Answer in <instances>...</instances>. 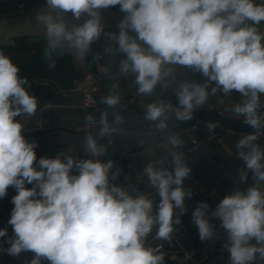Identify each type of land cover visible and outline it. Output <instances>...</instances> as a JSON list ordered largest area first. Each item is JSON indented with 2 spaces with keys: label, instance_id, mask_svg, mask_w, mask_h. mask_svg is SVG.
Instances as JSON below:
<instances>
[{
  "label": "clouds",
  "instance_id": "obj_1",
  "mask_svg": "<svg viewBox=\"0 0 264 264\" xmlns=\"http://www.w3.org/2000/svg\"><path fill=\"white\" fill-rule=\"evenodd\" d=\"M117 5L124 14L118 31H105L101 10ZM68 13L76 20L88 18L69 24ZM35 22L43 29L48 59L74 52L83 60L103 36L112 42L103 54L123 55L119 73L132 75L139 95L151 96L158 86L164 90L175 86L178 106L168 100L146 106L144 118L159 130L168 128L169 112L176 121H189L210 96L241 94L231 111L254 131L236 143L243 161L238 177L243 185L251 174L252 183L226 195L214 211L207 202H198L191 219L202 242L217 238L211 220L220 221L230 264H264V146L257 142L264 131V32L259 30L264 3L45 0ZM177 68L200 73L204 82L177 79ZM19 73L12 58L0 50V198L6 197L9 187L17 192L8 220L14 235L5 240L10 246H0V251L12 257L32 252L25 264H165L159 249L146 241L154 229L155 239L171 241L187 212L185 200L193 190L183 187L191 168L182 154L169 149L170 167L148 163L143 170L160 198L158 204L151 193L115 183L121 170L112 159H100L107 154V144L98 143V138L107 137L111 144L114 137L127 134L124 117L118 113L110 121L108 111H102L98 122L87 115V121L99 125L94 135L84 138L92 158L77 160L60 152L54 158L37 159L38 143L25 138L17 117H35L38 98L29 94L24 87L27 78ZM102 103L114 109L120 95L109 94ZM167 139L172 148L183 144L178 134ZM3 237L6 228L0 229Z\"/></svg>",
  "mask_w": 264,
  "mask_h": 264
},
{
  "label": "water",
  "instance_id": "obj_2",
  "mask_svg": "<svg viewBox=\"0 0 264 264\" xmlns=\"http://www.w3.org/2000/svg\"><path fill=\"white\" fill-rule=\"evenodd\" d=\"M261 3H264V0H261ZM11 5L12 3L0 4V9L9 10ZM43 6L44 4L24 12L0 15V50L10 56L17 66L29 64L37 51L46 47L43 29L35 22V13L40 11ZM101 13L105 31H118V24L124 15L120 11L119 5L101 10ZM87 18V15H84L76 20L71 13H68L65 17L69 24H82ZM111 43L102 36L99 41L92 45V49H101ZM71 53L74 54V52ZM74 56L82 72L79 81L75 84H69V87L66 88L53 79L34 77L28 78V83L24 86L30 95L38 98L37 115L30 118L17 117V120L23 125L25 138L29 141L35 140L38 143L36 148L37 159L40 157L54 158L60 152L68 155L70 146H73L76 151H83L84 145L77 146L80 141L84 143V138L88 133L76 132L73 128L74 125L82 122L89 114L93 115L98 121L100 113L106 110L109 113L110 121L114 113L124 117L123 127L127 130L126 135L114 137L111 144H108L107 137L98 138V143L107 144V156L109 158L120 159L117 166L121 170V174L117 178V184L128 185L132 189L151 193L156 204L159 203L160 198L155 189L148 184L147 176L143 170L148 163L153 162L154 157L159 159V162L155 165L163 162L165 166L170 167L172 164L168 163V157L171 156L169 152L171 148L166 147L165 153L162 154L158 142L164 137L178 134L183 140L182 146H185L191 140V135L186 130L192 122H198L202 134L206 135L211 130L215 137L211 144L188 152L184 157V161L191 168V173L184 180L183 187L189 188L188 183L190 181H200L207 190L215 189L224 198L236 188L239 187L244 190L252 183L250 174L246 184H239L238 169L243 167V161L237 156V149H232L231 143L232 139L251 133L254 129L243 121L223 116L220 112V106L222 105L239 103L242 99L241 94L233 91L229 97H224L220 92L215 96H210L209 100L194 113L193 118L189 121H176L174 113L169 112L168 128L159 130L155 127V122L147 121L144 118L146 106L157 100H168L174 106H178L175 97V86L167 90L158 86L153 95L141 96L137 92L131 74L123 76L118 73L107 76L101 70H93L87 63V58L80 60L75 54ZM19 75L21 76V73ZM95 76L104 78L102 82L104 93L102 92L103 95L100 96L97 105L85 110L82 108V93L80 91H70L69 97L74 92H80L82 95L78 107H71L72 103H68V99L61 94L62 90H71L79 86L83 79L90 80ZM176 77L177 79H186L198 83H203L205 79L200 73L180 68H177ZM113 89H116V91H113ZM109 94H119L120 101L134 94L136 102L125 108L119 107V104L114 109L108 108L102 103V98ZM261 101L264 102V94H261ZM79 107L85 113V116L76 115ZM32 124H38L40 126L39 130L26 132L25 128ZM98 129L99 125L92 134L94 135ZM228 131L232 132L231 137H227L229 136ZM257 142L264 146V139ZM144 145L151 147V151H145ZM169 170L171 171V168ZM26 187L31 188L32 185H26ZM16 194V190L9 187L6 197L0 198V229H7V237L0 238V246H3V248L10 246L5 243V240L14 235L13 228L8 224V220L14 207L11 200ZM198 202H201V200L195 193L190 199L185 200L187 212L181 215V225L176 226L178 230L174 233L171 241L155 239V229L148 237L146 245L159 249L161 253H164L165 264H183L184 262L188 264H230L228 260L229 253L223 248L227 237L224 230L220 228V221L211 220L216 227L217 238L213 241H200L197 227L191 219L192 212L198 206ZM207 203L212 205L211 201ZM252 243H255V241L253 240ZM33 255L32 252H22L18 257H12L6 252L0 251V264H25L26 261L32 259ZM43 264H49V262L44 261Z\"/></svg>",
  "mask_w": 264,
  "mask_h": 264
},
{
  "label": "built area",
  "instance_id": "obj_3",
  "mask_svg": "<svg viewBox=\"0 0 264 264\" xmlns=\"http://www.w3.org/2000/svg\"><path fill=\"white\" fill-rule=\"evenodd\" d=\"M15 1V2H14ZM17 0H0V4L5 3H12L11 8L9 10H1L0 9V15L7 14V13H19L24 12L30 9H34L36 7H39L45 3V0H20L19 2H16ZM14 2V3H13ZM258 4L261 3V0L256 1ZM259 30L261 32H264V22H261L259 25ZM102 76H95V78H92L90 80H82V83L72 88L71 90H68L66 92V95L70 93V91H80L83 95V105L82 107L86 110L87 108L94 107L97 105V102L102 95V82H103ZM136 102V96L130 95L124 99H122L119 103V107L125 108L133 103ZM220 112L223 116L229 117L234 120L243 121V117L235 115V113L228 109L220 108ZM262 112H264V109H262ZM97 121V119H96ZM98 122V121H97ZM98 123H93L87 121L85 118L82 122H79L74 125V130L79 133H88L92 134L97 129ZM40 126L38 124H32L25 128L26 132H32L39 130ZM191 135V140L188 141L185 146H181L179 148H172V146L169 144L167 137L162 138L159 142V146H166L171 148L172 150L181 153L183 158L187 155L188 152L194 151L200 147H203L205 145L211 144L212 140L215 137V134L209 130L206 135L202 134L200 132V127L198 122H192L189 126V128L186 130ZM264 139V131H262L259 134V140ZM145 151H151V147L146 146L144 148ZM68 155L72 156L74 159L82 160V159H89L92 158L88 152H81L76 151L74 153H69ZM100 159L107 161L108 159H112L116 165L119 163V158H109L107 154ZM152 164H157V162H151ZM168 163L172 164V157L170 156L168 158ZM117 183V180L115 181ZM188 187L193 190V193H195L198 198L203 202H209L211 201L215 205L218 204V202L223 199L219 194L214 195L211 193L213 190H207L205 187H203L200 183L193 180L188 183ZM211 212V211H210ZM164 256V253H162ZM183 264H188L184 262Z\"/></svg>",
  "mask_w": 264,
  "mask_h": 264
},
{
  "label": "crops",
  "instance_id": "obj_4",
  "mask_svg": "<svg viewBox=\"0 0 264 264\" xmlns=\"http://www.w3.org/2000/svg\"><path fill=\"white\" fill-rule=\"evenodd\" d=\"M44 49L40 48V50L37 51L34 58L32 59L29 64L19 65L21 77H26L27 79H31L34 77H43V78H50L55 81H58L60 84L65 86L66 88L69 87V84L73 85L78 79L81 77L82 72L79 69V65L77 63V60L73 53L66 52L63 56H56L53 55L51 59H48L44 56ZM98 58H93L94 56H97ZM87 63L91 66L93 70H101L102 73L105 75H115L119 73L118 65L119 61L123 59V55L117 53L115 56H107L103 54V48L101 49H92V51L88 54L86 57ZM107 69V71H105ZM68 84V85H67ZM103 85H102V92H103ZM104 93V92H103ZM62 94V92H61ZM103 95V94H102ZM134 95V94H133ZM81 93L80 92H74L71 97L67 96L68 103H72L73 108L78 107L77 105L81 102ZM236 104H229V105H222L220 108L231 110ZM70 106V104H69ZM78 114V115H77ZM77 116H85V113L82 112V109L79 107V110L76 111ZM227 137H231L232 132L228 131ZM243 136V135H242ZM241 137L237 139H232L231 147L232 149H236V143ZM84 143L81 141L78 143L77 147L83 146ZM161 153H165L166 146H160ZM143 148H146V145L143 146ZM82 152V150H79ZM76 152V149L73 148V146L69 147V153ZM83 152H87L86 149H83ZM169 158V157H168ZM155 159V160H154ZM153 162H159V159L154 157ZM202 186L204 184L200 181H197ZM205 187V186H204ZM212 194L218 195V192L215 189H212ZM210 211H214L216 208V205L214 203H211Z\"/></svg>",
  "mask_w": 264,
  "mask_h": 264
},
{
  "label": "flooded vegetation",
  "instance_id": "obj_5",
  "mask_svg": "<svg viewBox=\"0 0 264 264\" xmlns=\"http://www.w3.org/2000/svg\"><path fill=\"white\" fill-rule=\"evenodd\" d=\"M68 90H62V95H64L65 97H67L68 95H66V92H67ZM83 108V107H82ZM91 108V107H90Z\"/></svg>",
  "mask_w": 264,
  "mask_h": 264
}]
</instances>
